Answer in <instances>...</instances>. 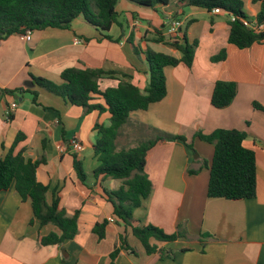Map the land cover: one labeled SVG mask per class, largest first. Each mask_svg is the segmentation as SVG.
<instances>
[{
    "label": "crops",
    "instance_id": "obj_1",
    "mask_svg": "<svg viewBox=\"0 0 264 264\" xmlns=\"http://www.w3.org/2000/svg\"><path fill=\"white\" fill-rule=\"evenodd\" d=\"M245 3L253 4L250 0ZM253 5L260 10L259 4ZM116 9L124 29L118 25L111 28L113 41L104 39L82 17L70 29L33 32L30 41L23 35L0 41V155L4 157L16 137L23 134L25 140L18 144L15 154L24 152L27 159L37 160L44 153L45 141L47 163L40 166L37 178L50 188L48 204L58 196L68 216L81 212L74 240L42 246L39 234H59V230L53 225L40 227L37 221L31 225V202L22 200L14 187L0 193V264H111L116 248L120 252L115 264H264V112L253 106L257 103L264 108V44L236 48L228 42L227 14L180 6L178 0L157 10L120 0ZM175 16L183 27L178 37L172 38L168 23ZM188 22L193 25L190 29L184 28ZM200 24L202 29L193 38L191 30ZM184 35L189 43L199 42L193 66L165 68L166 97L146 111L131 113L116 142L118 150L131 149L160 132L184 137L193 146L191 149L180 140L159 142L147 156L146 174L153 191L143 206L134 210L133 226L151 224L166 234H186L174 242L152 239L158 250L149 255L132 228L114 215L107 192L120 189L122 182L93 175L99 166L94 156L99 139L95 126H109V113H89L71 106L38 87L32 76L59 85L66 69H103L130 75L131 82L144 91L150 82V68L145 56L134 52V45L181 58V52L166 42ZM160 38L165 42H159ZM222 49L227 50V59L213 63L212 57ZM218 81L237 85L236 97L224 109L211 104ZM118 84L117 79L104 78L100 86L105 90ZM19 89L31 92L7 93ZM34 92L38 104L33 102ZM14 104L16 108L12 109ZM92 104L105 106L98 97ZM219 129L245 132L244 146L256 154L257 185L252 199L208 197L214 146L196 138V134L208 135ZM73 138L84 144V150L60 153L58 146ZM74 155L83 163L85 182L78 179ZM104 221H108L106 238L99 241L94 228ZM204 235L207 237L202 238ZM122 241L132 251L121 247ZM165 252L174 255L162 257Z\"/></svg>",
    "mask_w": 264,
    "mask_h": 264
},
{
    "label": "trees",
    "instance_id": "obj_2",
    "mask_svg": "<svg viewBox=\"0 0 264 264\" xmlns=\"http://www.w3.org/2000/svg\"><path fill=\"white\" fill-rule=\"evenodd\" d=\"M120 0H0V41L12 35H24L28 31L38 32L49 28L70 29L72 23L82 17L85 22L96 29L100 35L109 41H113L109 32L114 25L124 29L117 12ZM142 7L157 10L158 6H166L172 0H128ZM246 0H178L180 6L202 9L213 13L220 9L229 17L230 33L229 44L240 50L248 49L254 44H264V31L256 32L246 27L244 21H251L244 11ZM253 4H259L260 10L255 17L258 25L264 26V0H250ZM135 17V16H134ZM175 19L178 16L174 17ZM234 18V21H232ZM214 20L211 19L213 24ZM191 24L188 22L187 27ZM186 27V29H187ZM165 42L164 39H158ZM119 42V40L115 41ZM133 43V40H130ZM181 52L182 57L176 58L167 54L156 52L151 48L142 49L134 45L137 55L143 54L150 68V82L142 91L131 82V76L103 69H78L69 68L62 72V84H55L43 78L33 77V82L40 88L61 97L71 106L83 108L86 112L95 110L108 112L110 125L97 124L99 139L94 146V156L99 166L94 170L96 178L104 177L122 182L120 189L107 192L109 201L114 206V215L127 227L132 228L133 235L145 248L146 253L151 255L157 252L156 245L151 244L155 239L159 242H174L186 237L185 233L166 234L162 229L154 225L134 227L133 212L143 206L152 194L153 185L146 174L147 156L159 142L182 141L191 149V143L184 137L173 136L157 132L155 138L139 144L131 149H117V138L120 129L128 122L131 113L146 111L152 104L161 102L167 95L165 68L177 67L185 64L191 68L194 64L198 41L189 43L184 35L182 39L166 42ZM228 52L222 49L213 56V63L223 62L227 59ZM120 76V78H118ZM104 78L117 79L119 84L103 90L100 86ZM237 85L233 82L218 81L215 84L211 104L216 109L229 107L237 94ZM31 91L19 89L7 91L14 95H24ZM34 104L37 103V92H34ZM100 98L105 106L94 105L95 98ZM255 109L264 112V108L253 103ZM11 119V115H9ZM196 138L214 146V156L209 166L208 197L222 198L226 200H247L256 196L257 166L256 154L244 146L246 133L239 130L219 129L211 134L198 132ZM25 140L23 134H19L8 153L0 155V193L14 187L17 194L24 201H30L33 210V220L39 222L40 227L53 225L59 230V234L52 232L48 235L38 236V242L42 246L63 245L76 238L79 231L78 219L80 211L73 216H68L60 205V198L54 197L53 202L48 204L47 194L49 186L38 181L37 173L41 165L47 163L44 153L37 159H27L24 152L15 154L18 144ZM3 145L0 143V153ZM74 169L78 179L85 182L87 175L83 163L74 155ZM207 166V165H205ZM190 173H197L192 172ZM108 221L98 223L94 233L99 241L106 238ZM204 235L202 238H206ZM121 247L132 251L122 241ZM120 252L116 248L111 255V264ZM174 255L173 252L162 253V257Z\"/></svg>",
    "mask_w": 264,
    "mask_h": 264
},
{
    "label": "built area",
    "instance_id": "obj_3",
    "mask_svg": "<svg viewBox=\"0 0 264 264\" xmlns=\"http://www.w3.org/2000/svg\"><path fill=\"white\" fill-rule=\"evenodd\" d=\"M213 13L221 14L224 12L221 11L220 9H215ZM232 21H234V18H232ZM244 25L246 27H249L255 30L256 32H260L263 29V25H258L256 21H244ZM182 27H183L182 21L172 18L168 23V34L172 38H177ZM32 34H33L32 31L26 32V34L23 35V39L26 41H30L32 38ZM76 43H80V41H77ZM15 108H16V105L15 104L12 105V109H15ZM83 150H84V144L77 138H73L69 140L66 144H61L58 146V151L60 153H65L69 151L80 153ZM109 221L114 222V219H110Z\"/></svg>",
    "mask_w": 264,
    "mask_h": 264
},
{
    "label": "rangeland",
    "instance_id": "obj_4",
    "mask_svg": "<svg viewBox=\"0 0 264 264\" xmlns=\"http://www.w3.org/2000/svg\"><path fill=\"white\" fill-rule=\"evenodd\" d=\"M258 10H259V7L257 5H253V4H250V3H245L244 11H245V13L248 15V17L251 20L255 19L256 13H257ZM206 18L207 17H204L205 20H206ZM122 19H124V18H122ZM192 26L193 25L187 27V25H186L184 28L187 27V29H190ZM201 29H202V24L195 26V28H193L191 30L192 37L194 38V34H196V33L199 34ZM165 33H167V31H165Z\"/></svg>",
    "mask_w": 264,
    "mask_h": 264
},
{
    "label": "water",
    "instance_id": "obj_5",
    "mask_svg": "<svg viewBox=\"0 0 264 264\" xmlns=\"http://www.w3.org/2000/svg\"><path fill=\"white\" fill-rule=\"evenodd\" d=\"M31 85L34 86V83L32 82Z\"/></svg>",
    "mask_w": 264,
    "mask_h": 264
}]
</instances>
